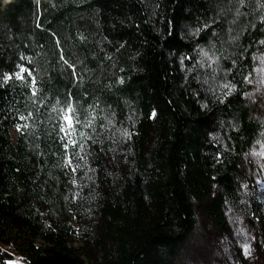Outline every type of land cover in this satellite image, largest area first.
<instances>
[{"label":"trees","instance_id":"obj_1","mask_svg":"<svg viewBox=\"0 0 264 264\" xmlns=\"http://www.w3.org/2000/svg\"><path fill=\"white\" fill-rule=\"evenodd\" d=\"M14 257L264 264V0H0Z\"/></svg>","mask_w":264,"mask_h":264},{"label":"snow or ice","instance_id":"obj_2","mask_svg":"<svg viewBox=\"0 0 264 264\" xmlns=\"http://www.w3.org/2000/svg\"><path fill=\"white\" fill-rule=\"evenodd\" d=\"M22 71H24V69H22ZM33 94H35V93H33ZM71 112H72V109H71V106H69V108L66 110V112L64 113V116H63V119L65 121L66 126H62V129L66 132V134L68 136H71L72 132L74 131L73 117L71 115ZM69 142L74 143V141H71V140Z\"/></svg>","mask_w":264,"mask_h":264},{"label":"rangeland","instance_id":"obj_3","mask_svg":"<svg viewBox=\"0 0 264 264\" xmlns=\"http://www.w3.org/2000/svg\"><path fill=\"white\" fill-rule=\"evenodd\" d=\"M64 126H66L65 121H64ZM19 129H20V126L12 127L10 129V134H11L12 139H15V137L17 136V134L19 132ZM7 264H24V263H22L19 258L14 257L13 260L8 261Z\"/></svg>","mask_w":264,"mask_h":264}]
</instances>
